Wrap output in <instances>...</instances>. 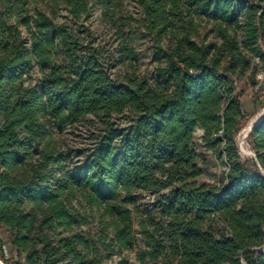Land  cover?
<instances>
[{
    "label": "trees",
    "instance_id": "trees-1",
    "mask_svg": "<svg viewBox=\"0 0 264 264\" xmlns=\"http://www.w3.org/2000/svg\"><path fill=\"white\" fill-rule=\"evenodd\" d=\"M41 1L0 0V247H8V261L100 264L67 207L75 190L110 218L116 244L132 249L124 203L134 201V189L155 194L157 213L141 223L139 264H264V119L247 134L243 156L235 139L243 109L233 79L255 74L252 55L264 62V0H135L149 33L175 35L174 45L160 50L154 86L137 78L112 82L99 64L77 65L67 28L40 11L29 47L6 17ZM63 1L75 17L88 12L87 0ZM194 14L213 23L219 44L192 39ZM61 52L65 61L56 62ZM121 52L134 58L127 40ZM33 64L42 75L38 84L26 81ZM126 110L131 126L115 127L111 114ZM90 113L103 116L102 132L87 164L64 170L61 152L50 140L40 148L39 140ZM198 128L203 146L229 164L217 185L197 180ZM27 158L36 161L29 170L22 168Z\"/></svg>",
    "mask_w": 264,
    "mask_h": 264
},
{
    "label": "rangeland",
    "instance_id": "rangeland-1",
    "mask_svg": "<svg viewBox=\"0 0 264 264\" xmlns=\"http://www.w3.org/2000/svg\"><path fill=\"white\" fill-rule=\"evenodd\" d=\"M87 2L88 12L79 17L72 14L63 0H44L29 2L26 9L13 10L11 14H7L6 19L8 23L15 24L21 30L26 44L30 47L35 32L32 18L37 11H40L55 24L67 28L72 41L75 42L72 52L77 65L87 62L99 64L112 82H125L129 78H137L154 86L155 69L163 63L160 50L161 48L168 50L174 45V32L162 36L149 33L144 27L143 10L135 0H105L104 6L100 0H87ZM194 16L197 23L188 29L192 39L201 44L208 42L219 44L220 39L215 37L213 23L198 14ZM182 33L181 30L178 31L179 35ZM238 39L242 41L240 34ZM125 40L134 51L132 59L121 52V45ZM249 60L251 64L256 65L255 74L252 75L251 71H247L243 75L233 77L234 93L243 109L244 121L235 138L243 156L249 152L246 139L242 137L243 131L256 115H262L264 119V62L260 55H252ZM61 61H65L62 52L56 58V62ZM66 62L70 64L69 61ZM41 77L38 66L33 64L26 74V81L38 84ZM102 118V115L87 114L65 126L61 131H52L44 139L39 140V147L43 148L45 140H50L51 147L62 154L61 165L64 170H71L73 166L82 167L87 164L88 154L102 132ZM132 119L133 114L129 110L119 114L113 113L110 116L114 126L123 129L131 126ZM202 134L203 132L198 128L193 136L194 148L198 153L197 163L201 169V175L197 180L217 185L225 179L229 164L224 158H217L211 150L203 146ZM35 163L36 161L27 158L22 168L29 170ZM48 165L51 163L49 162ZM54 167L57 168L56 165ZM131 195L134 201L124 204L131 214L134 234L132 249L120 248L116 244L110 218L103 216L101 208L97 205H91L82 190H75V195L66 201L68 209L75 216L76 231L85 235L98 250L100 264H117L120 259H125L127 264H139L136 252L138 248L144 246L141 223L147 214L157 216L153 206L155 194L133 189ZM123 197L124 192L117 201L121 202ZM25 206L29 207L26 203ZM0 254L7 258V260L0 258V264H14L8 261L11 260V254L4 243L0 247Z\"/></svg>",
    "mask_w": 264,
    "mask_h": 264
},
{
    "label": "water",
    "instance_id": "water-1",
    "mask_svg": "<svg viewBox=\"0 0 264 264\" xmlns=\"http://www.w3.org/2000/svg\"><path fill=\"white\" fill-rule=\"evenodd\" d=\"M263 117L262 115H256L255 117H253L250 125L243 131L242 137L243 139H246L247 134L255 127L256 124H258L260 121H262ZM201 131H203L200 128Z\"/></svg>",
    "mask_w": 264,
    "mask_h": 264
},
{
    "label": "bare ground",
    "instance_id": "bare-ground-1",
    "mask_svg": "<svg viewBox=\"0 0 264 264\" xmlns=\"http://www.w3.org/2000/svg\"><path fill=\"white\" fill-rule=\"evenodd\" d=\"M258 116H259V114H258Z\"/></svg>",
    "mask_w": 264,
    "mask_h": 264
}]
</instances>
